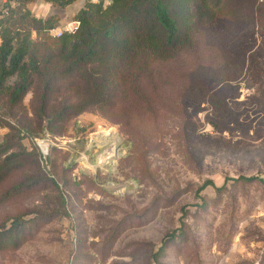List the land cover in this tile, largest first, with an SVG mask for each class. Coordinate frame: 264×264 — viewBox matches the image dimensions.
Listing matches in <instances>:
<instances>
[{"label":"rangeland","instance_id":"1","mask_svg":"<svg viewBox=\"0 0 264 264\" xmlns=\"http://www.w3.org/2000/svg\"><path fill=\"white\" fill-rule=\"evenodd\" d=\"M88 1L98 0L27 8L63 29ZM230 7L162 64L151 111L137 103L125 124L87 112L62 136L36 137L55 146L39 155L40 173L32 167L39 181L12 192L23 169L0 182V229L30 221L21 246L0 248V264H158L151 255L163 244L161 264H264V182H226L264 179V0Z\"/></svg>","mask_w":264,"mask_h":264},{"label":"trees","instance_id":"2","mask_svg":"<svg viewBox=\"0 0 264 264\" xmlns=\"http://www.w3.org/2000/svg\"><path fill=\"white\" fill-rule=\"evenodd\" d=\"M31 1L7 0L0 10V127L8 128L0 145V182L15 170L28 173L12 192L39 181L31 172L33 167L40 173L41 153L35 145L36 152H26L23 139L46 132L62 136L73 119L87 112L125 124L126 109L137 103L151 111L149 86L157 91L162 64L185 55L203 29L234 12L230 0L88 1L75 15V32L54 36L56 17H37L27 8ZM45 1L64 8L76 0ZM228 68L224 84L233 78ZM196 83L203 96L207 79ZM229 180L264 182L258 176ZM29 222L15 216L2 226L0 248L21 246ZM166 248L163 244L154 252L153 261L161 264Z\"/></svg>","mask_w":264,"mask_h":264},{"label":"built area","instance_id":"3","mask_svg":"<svg viewBox=\"0 0 264 264\" xmlns=\"http://www.w3.org/2000/svg\"><path fill=\"white\" fill-rule=\"evenodd\" d=\"M0 3L5 5V3H7V0H0ZM78 26H79V21H74L73 23L67 25L63 29L59 27V28L51 29L50 32L54 36H60L64 32H69V33L75 32ZM34 141L36 142V145L39 148L41 156L46 158L49 155V151H50L49 147L43 142L42 139L39 140V138H35Z\"/></svg>","mask_w":264,"mask_h":264}]
</instances>
